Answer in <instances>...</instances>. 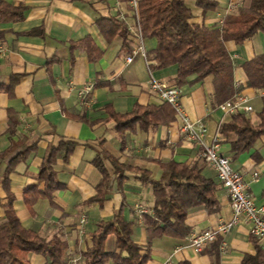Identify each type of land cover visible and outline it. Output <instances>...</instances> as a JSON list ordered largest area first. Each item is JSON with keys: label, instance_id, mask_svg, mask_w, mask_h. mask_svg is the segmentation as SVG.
<instances>
[{"label": "crops", "instance_id": "crops-1", "mask_svg": "<svg viewBox=\"0 0 264 264\" xmlns=\"http://www.w3.org/2000/svg\"><path fill=\"white\" fill-rule=\"evenodd\" d=\"M218 8L203 13L196 0H186L193 9L192 21L210 27L219 26L224 17L250 0H212ZM13 6H24V19L17 22H0V83L9 85L12 77L19 81L10 95L0 92V154H11L0 159V224L6 221L5 205L13 198V207L22 224L36 230L47 239L60 237L67 244L66 264H85V253L93 246L94 234L103 221L112 220L124 210L133 223V240L143 246L150 243V232L144 217L153 215L154 197L150 185L141 182L137 174L127 172L123 188L114 182L103 203H88L96 195V186L102 178L94 159L107 151L119 161L147 168L152 179L162 176V167L152 161L176 160L198 162L203 174L220 185L218 196L221 210L210 213L204 205L190 209L187 223L191 232L186 238L155 237L151 240V258L147 264H242L247 254H256L250 225L240 222L228 234L221 235L210 246L198 253L188 246L189 236L217 228L232 218V205L226 189L215 169L202 157V149L180 133L181 122L150 127L128 134L123 145L116 122L110 118L108 107L118 113H127L136 103L160 104L163 100L152 91L153 80L175 83L176 64L160 70H151L141 55L127 62L131 44L121 35L108 42L98 26L103 17H117L129 26L135 24V11L130 0H0ZM234 8L229 11L230 4ZM41 29L39 33H32ZM88 36L104 51L103 57L92 62L85 49L74 46ZM155 38L146 39L147 50L155 48ZM227 47L235 62V80L253 106L246 113L255 125L261 123L264 108V89L247 86L248 77L243 64L264 53V32H258L242 44L233 41ZM93 82L91 100L83 104L77 90ZM182 89L181 104L193 120H201L207 127V140L219 133L220 126L231 120L214 103V77ZM66 109V110H65ZM73 115V116H71ZM81 117H84L82 119ZM172 143H168V139ZM221 151L232 162L246 182L247 191L257 204H264V135L247 152L235 155L231 143L234 133L221 135ZM65 138L77 142L68 160L57 159L54 169L64 187L52 199L40 198L32 207L25 201L26 188L34 183L50 144L58 145ZM20 162L9 170V161L16 156ZM105 165L114 174L112 164ZM41 189L44 184H41ZM143 203L148 213L140 219L134 209ZM87 215L85 231L79 229L81 216ZM222 239L227 251L222 252ZM258 239V238H257ZM264 251V240L258 239ZM115 237L106 240V249L114 251ZM119 252V249H117ZM32 264H45L46 259L31 253ZM104 264H116L110 258Z\"/></svg>", "mask_w": 264, "mask_h": 264}, {"label": "trees", "instance_id": "trees-1", "mask_svg": "<svg viewBox=\"0 0 264 264\" xmlns=\"http://www.w3.org/2000/svg\"><path fill=\"white\" fill-rule=\"evenodd\" d=\"M196 6L204 14L218 8L217 2L212 0H196ZM24 12V6L1 2L0 22L21 21L24 19ZM139 15L144 37L155 38L157 41L156 47L148 51L150 69L160 70L176 64L178 71L175 83L180 88L197 85L206 77L213 76L216 105L232 99L238 91L235 62L227 43L233 41L242 44L258 32H264V0H250L248 5H239L224 17L219 26L214 27L192 21L194 12L186 0H139ZM98 26L108 42H112L118 35L127 39L128 28L117 17H103ZM39 31L41 29L32 33ZM74 46L85 49L92 62L100 60L104 55V51L91 36L74 42ZM243 69L248 77L247 86L263 90L264 53L246 61ZM18 81L19 76L14 75L9 85L0 83V92L7 91L12 95ZM108 111L110 118L116 122L115 129L123 145L132 132L170 125L177 120L174 108L165 101L160 104L136 103L127 113H118L111 107H108ZM260 119L261 123L255 125L246 113L239 112L231 115V120L220 126L221 135L235 134L236 138L231 143L235 155L250 151L264 135V108L260 112ZM76 145V141L65 138L60 139L57 146L49 145L40 171L34 176L36 183L26 188L25 201L29 207L40 198L52 199L64 187L54 165L59 157L68 160ZM10 154L11 151L1 153L0 159H5ZM20 156L10 159L9 170L20 162ZM105 160L112 164L114 174L106 167ZM152 161L162 167L163 173L159 179H152L151 171L147 168L123 163L107 151H102L94 159L102 178L96 186V195L88 203H103L114 182L122 189L127 172H134L142 183L152 188L154 213L144 217L150 232V243L147 246L133 240V223L126 218L123 209L112 220L101 222L94 234L93 246L85 253V264H104L110 258L116 264H147L151 258L153 238H186L190 234L191 227L187 223L190 209L204 205L210 213L221 210L218 196L220 185L203 174L197 161ZM42 183L43 189L40 187ZM13 198V195L9 197V202L5 205L6 221L0 224V264H32L29 259L31 253L43 256L45 264H66V242L60 237L47 239L36 230L25 227L13 207ZM110 235L115 237L114 251L106 249V240ZM252 239L256 254H247L242 264H264V251L258 244V239L254 236ZM178 264L190 263L182 261Z\"/></svg>", "mask_w": 264, "mask_h": 264}, {"label": "built area", "instance_id": "built-area-1", "mask_svg": "<svg viewBox=\"0 0 264 264\" xmlns=\"http://www.w3.org/2000/svg\"><path fill=\"white\" fill-rule=\"evenodd\" d=\"M130 2L135 11V24L129 26L128 41L131 44V53L127 57V62L130 63L136 55H141L149 65L146 38L143 35L140 23L139 0H130ZM234 4H230L229 11L234 8ZM239 5L238 3L237 6ZM93 87L94 83L88 82L77 90L78 97L83 104L88 105L90 103ZM150 88L163 101L168 102L174 108L177 118L181 122L180 133L187 140L201 147L202 157L209 166L215 169L218 179L226 189L232 205L233 215L230 221L220 224L215 229L191 234L188 246L200 253L221 235L225 236L228 234L242 221L250 225L251 235L264 240V204L259 205L255 202L252 194L247 191L243 175L233 167L231 159L221 151L220 134L217 133L211 141L207 140L205 123L201 120H193L184 109L181 104L182 89L176 83L153 80ZM236 88L238 91L235 96L221 103L218 108L224 113L231 115L239 112H252L253 106L250 104L249 98L242 93L240 83H236ZM168 143H172L170 137ZM134 209L140 219H143L148 213V208L141 202L136 203ZM87 220V215L83 214L79 223V229L82 233L85 231ZM227 246V241L222 239L220 249L223 253L227 251Z\"/></svg>", "mask_w": 264, "mask_h": 264}]
</instances>
